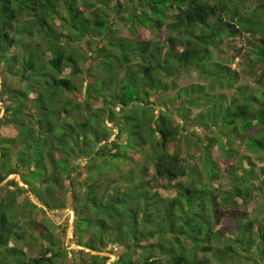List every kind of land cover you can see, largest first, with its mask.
Returning a JSON list of instances; mask_svg holds the SVG:
<instances>
[{
    "label": "trees",
    "instance_id": "obj_1",
    "mask_svg": "<svg viewBox=\"0 0 264 264\" xmlns=\"http://www.w3.org/2000/svg\"><path fill=\"white\" fill-rule=\"evenodd\" d=\"M125 1L126 11L116 0H79L88 12L92 6L97 7L99 13L92 19L76 7L75 0L65 1L64 14L57 10L55 0H0V64L4 77L18 76L25 82L22 91L6 87L1 92L5 96L1 98L0 127L11 123L17 128L13 138L0 136V264H55L56 259L65 256L66 249L50 234L53 223L44 211L65 208L66 179L70 180L68 187L74 202L73 240L77 246L88 248L80 254L77 264H106L109 258L99 253L106 247H111L107 252L112 251L114 246L116 258L110 264H208L211 257L221 264L251 261L245 251L253 243L238 237V233L242 236L252 223L243 222L245 212L238 214L237 208L260 198L263 202L258 211V242L253 248L255 264H264V167L256 171L248 160L249 167L243 168L240 176L232 175L235 169L230 168L234 185L225 192L215 191L209 183H179L175 197L161 196L153 189L160 180L171 183L188 172L186 158L175 143L181 129L172 124L167 113L155 116L149 97L173 89L170 82L173 84L180 73L189 69L210 79L211 86L216 83L229 87L235 82L237 74L233 69L217 61L209 63L207 58L209 48L217 47L223 35L232 37L239 32L231 23L236 7H228L230 0ZM56 16L66 23L68 34L51 28L50 22ZM259 17V12L254 11L240 20L254 31ZM23 25H29L28 29H21ZM119 25L129 37L142 31L164 34L161 40L153 41L152 53L147 51L149 41L131 44L118 38L114 55L124 68L123 76L118 79L109 74V79L98 82L90 76V88L83 99H68V95L80 93L73 81L83 75L80 63L86 55L79 53L83 44L89 49L84 48L90 52L88 55H93V65L104 59L102 65L108 72L114 69L108 62L111 56L103 55L108 42L101 45L102 37ZM71 29L79 37L70 34ZM261 30L263 36L254 48L255 59L250 61L253 69L264 66V28ZM22 44L30 49L21 48ZM112 46L113 42L108 47ZM21 49L27 52L15 51ZM44 52L50 58L43 59ZM142 54L148 62L139 63L140 69L135 71L129 66L130 59ZM64 67H69L68 74ZM161 76L167 79L162 81ZM109 87L110 93L105 95L103 91ZM182 93L184 105L176 104L177 115L187 123L191 107L203 109L196 114L211 119L208 128L217 127L224 134L227 141L219 140L218 144L226 153L242 136H246L250 150L264 151V85L256 95L247 87L237 89L236 96L227 103L219 95L217 103L215 96L203 92L202 86L195 83L179 88L168 101L175 103ZM193 94L197 96L195 101ZM92 95L103 103L102 110L85 113L82 106L94 99ZM184 106L188 108L183 112ZM27 109L32 112L20 122L18 118L28 114ZM105 120L116 128L111 140L112 127H107ZM249 131L253 133L247 134ZM211 140L199 155L202 173L216 180L219 173L210 155ZM100 143L103 144L98 146ZM136 150L143 153L139 167L120 169L133 163L129 152ZM85 157L81 193L73 187L81 166L72 160ZM109 171L116 172L117 178L108 183L104 180ZM9 175L15 177L6 179ZM29 192L40 207L28 197L17 204L18 197ZM227 205H232V210L226 209ZM221 218L233 223L235 241L220 242L222 234L214 228ZM217 241L221 245L212 249ZM244 241L248 245L244 246ZM29 242L37 244L38 257L31 255ZM199 252H209V256L198 259Z\"/></svg>",
    "mask_w": 264,
    "mask_h": 264
},
{
    "label": "rangeland",
    "instance_id": "obj_2",
    "mask_svg": "<svg viewBox=\"0 0 264 264\" xmlns=\"http://www.w3.org/2000/svg\"><path fill=\"white\" fill-rule=\"evenodd\" d=\"M66 0H55V5L57 10L60 12V14L65 13V2ZM77 5L76 7L78 9H82L84 15L88 16L89 18L94 19L95 15H98L99 11H97L96 6H92L91 11L88 12L85 10V7L83 6L82 2H79V0H75ZM86 1V0H84ZM214 1V0H213ZM116 2H119L121 5V9L126 11L128 4L126 3L125 0H116ZM111 3H114V0H111ZM228 7L235 6L236 7V16L233 18L232 22L238 29V33L235 36H226L223 35L222 39L217 43V47H210V54L208 55L209 57L207 58V61L209 63L211 62H219L223 63L225 65H228L231 69H233L236 74L237 78L235 82H231V85L229 87H225L224 85L220 84H213L211 86L210 79L206 78H201L198 75V72L195 69H189V71L182 72L179 74L177 79H175L171 83V86L174 88H170L165 91H158L154 96L149 97V101L152 102L153 104V109H154V115L157 116L160 112H165L169 115L171 118L172 124L174 126H177L179 129H181V134H177V139L175 143L179 146L181 156L186 158L185 165L187 166V172L188 174L184 177H180L172 181L171 183H167L166 180H160L157 182L154 186L153 189L159 193L161 196H169V197H175L178 193V185L179 183H192L193 185L199 186V185H205L209 183L215 191H220V192H225V191H230L233 188L234 182H233V177L231 176V173H229L230 168H234L235 171L232 172V175H237L240 176L243 172V168H248L249 167V161L252 163L254 170H258L260 167H264V151L256 153L255 151L250 150L251 146H246V136L243 137L242 139H237L235 140L232 145H230V150L228 153H226L221 146H219L218 141L222 140L226 142V137L222 132L219 131V129L216 127V129L212 126L208 128L210 125L209 121L211 119H202L198 114L203 111V109L198 108V107H191L190 108V118L187 123L183 122V118L177 115L176 112V104L181 106V104L184 105L183 98L185 96L184 93L181 95L177 96V99L175 103H171L168 101V98L171 96H174L179 88L182 87H187L189 84H195L197 83L198 85H201L203 88V92L208 93L210 96H215L216 102L219 103V95H222L223 100L225 103L228 102L232 97L236 96V90L241 89L242 87H247L248 89L251 90V93H254L255 95L258 94L259 88L264 85V66L253 69L250 66V61L255 59V53H254V48L258 44V39L263 36L262 34V28H264V0H230L228 2ZM93 9V11H92ZM254 11L259 12L260 17L257 19L256 18V26L253 29L254 31L250 30L249 27L251 25H246L245 23H241L240 19H243L245 17L250 16ZM95 12V13H94ZM94 13V14H93ZM221 18H226V15H222ZM22 19V18H19ZM227 20V18H226ZM18 21V20H17ZM91 21L89 20V26H91ZM50 22V21H49ZM51 28L55 29L57 31H61L64 34H68V28H66V23L63 22L62 19H60L58 16L54 19V21H51ZM115 25V24H114ZM29 25H23L21 29H28ZM86 28V27H85ZM69 33L74 34V36L77 35V31L75 29L69 30ZM163 32L161 31H149V32H140L133 37H129L126 34V31L119 26H115L112 28V31H109L107 34H105L102 38L104 39V42L102 43L101 46H104L107 42V46L105 49V56H111V58L108 59V62L110 61L114 65V69L108 72V70L102 65V62L105 61L104 59H98L96 60L95 65H93L94 59L92 56L88 55V48L85 47V44L82 45V48L80 50V54L86 55V59L83 60V62L80 63L81 68L84 70L83 75L79 76L78 78L74 79L73 83L78 88V91L80 92L79 94H76L77 96L70 94L68 95V99H73L74 97H78L79 99H83V96L88 92L90 86L87 84V80L90 78L93 80H96L97 82L101 79L106 80L110 78L109 74H112L115 78H121L124 74V68L122 69L119 66L118 59L119 57L115 56V49L117 48L116 46V40L118 38L125 39L131 44H135L137 41L140 40H146L149 41L151 44L148 46V53H152L154 51V43L153 41H158L159 39L161 40L163 37ZM103 35V34H101ZM79 37V36H78ZM41 39V37H40ZM43 44L44 40L42 39ZM62 42L67 43V39L65 37H61ZM113 42L112 47H108L111 43ZM119 43V42H118ZM120 44V43H119ZM70 45H74L71 43ZM116 47V48H115ZM21 48L25 50H29L30 48L28 47L27 44H22ZM120 52H122V48L118 47ZM121 48V49H120ZM10 52L14 51L13 47H11ZM17 52L22 53L24 50H15ZM88 51V52H87ZM126 52L128 51L126 47ZM27 51H24L22 54L26 53ZM21 54V55H22ZM90 54V52H89ZM137 56V55H136ZM135 58L130 59L129 66L133 70H138L140 69L139 63H147L148 59L144 54H142L141 57L137 56ZM115 57V58H114ZM50 58L48 52L43 53V59H48ZM63 71L65 74H68L69 72V67H64ZM6 73L3 70V66L0 64V116L3 113V102L2 99L5 96V93H1L4 88H9L12 90H23L25 87V82H22L18 76L17 77H12V76H6ZM162 81L166 80L167 78L164 76H161ZM4 81V82H3ZM172 81V79H171ZM107 89V88H106ZM109 90H104L103 93L105 95H108L110 93L111 87L108 88ZM31 97L32 94H29ZM194 98L193 100L195 101L197 99V96L193 94ZM94 98V96L92 95ZM85 99V98H84ZM78 100V99H77ZM221 100V99H220ZM29 103H26L28 105ZM75 105L72 103L71 106ZM103 103L100 100H96V97L91 101L89 100V103L87 105H83L82 107H85V113H89L95 110H102ZM186 111V106H184ZM168 108V109H167ZM217 109V108H216ZM32 109H27L28 114L20 116L18 119L21 122L23 119H28L29 114L32 112ZM24 111V112H27ZM99 115L102 114V112H98ZM209 116H211V109H208ZM205 114H207V110L205 111ZM104 124L107 127H112V133L109 138V140L115 138V129L114 124L112 122H107L105 120ZM207 124V126H206ZM185 127V129H184ZM16 126L11 125V123H3L0 127V136H7V137H15L16 135ZM194 129V130H193ZM193 131L196 134L190 135L191 132ZM247 133V132H246ZM252 132H248L247 134H252ZM187 134V135H186ZM200 137V138H199ZM124 137L121 139L123 140ZM213 139V145L211 146L210 149V155L212 160L214 161L217 169L219 176L216 178V180H210L206 176V174L202 173V163L200 159V152L202 151L204 144L208 142H212ZM250 141V140H249ZM252 142L254 143L255 140L253 139ZM103 143L98 144V146L102 145ZM258 148V147H257ZM129 155L132 157L133 160H131L133 163L132 164H127V165H122L120 169L122 170H127L130 167H133L135 170L136 168L139 167V165L142 163L141 160H143V153L141 151H130ZM57 156V153H56ZM248 156V158H246ZM87 157L83 159H74L72 160L75 164L79 163L81 168L77 170L80 175L77 177V180L75 181V185H73L74 189L76 191H84L81 187V182L83 177L85 176V173H83V168L82 166L84 165V161ZM116 172L114 171H109L108 174L105 175V180L108 181L112 180L113 178L116 177ZM152 174V170H148L147 176L150 177ZM75 175V174H73ZM15 177L14 175H9L6 179L8 178H13ZM198 178H200V182H198ZM5 179V180H6ZM16 179L19 181V176H16ZM192 179L196 180L195 182H192ZM4 180V181H5ZM70 180L66 179L64 180V185L63 187L67 189V191L63 194L66 199V206L65 208H56L55 210L49 211L48 209H45V215L50 218L52 221L53 225H50V234L58 239V242H60L61 246L66 249L65 256L62 258L56 259L55 264H76L78 263V260L80 258V254L82 252L88 251V248L77 246L76 243L73 240V221L75 216H73V206L74 202L72 200V190L69 189ZM112 184V182L110 181ZM22 183L19 182V186ZM257 184V182H256ZM108 186V184H106ZM72 187V188H73ZM261 192L264 194V188L261 189ZM80 193V192H79ZM28 197L29 200L32 202H35L38 207L41 205L36 201L35 196L33 193H24L21 194L18 199H17V204H21L24 199ZM238 202H241L239 200ZM263 201L261 200H252L251 202L246 201L245 203H241V205L237 208L238 214H241L242 212H245L243 222H251L252 225L250 226L249 230L244 232L242 236L238 237L246 239L245 241H248V243H253V246H250L249 250L245 251V255L248 258H251V261H248L246 259H241V260H236L233 262L227 261L225 264H255L254 260V245L257 244L258 239H257V224L259 220V215L258 211L262 210L260 205ZM226 209L232 210V205H227ZM235 209V208H234ZM243 210V211H242ZM223 211V210H222ZM22 222L19 223L21 225ZM235 228V227H234ZM214 230H220L222 236L220 238V242L222 243L223 241H235V234H233V223L227 222L225 219L221 218L219 223L215 225ZM223 237V238H222ZM249 240H248V239ZM244 241V246L248 245ZM29 251L32 256L38 257L39 256V249L36 247L37 244L35 242H29ZM221 244L217 241V243L212 244V249H214L216 246H220ZM109 248L111 247H106V250L103 252L99 253L100 256H106L109 258V260L106 262V264H110L111 261H113L116 258V253L114 250L117 248L114 246L112 247V251H109ZM75 251V254L73 253ZM94 253V252H93ZM86 254V253H85ZM209 256L208 253H198V259H203ZM210 262L208 264H221L219 261L216 260V258L211 257L209 258ZM75 261V262H74Z\"/></svg>",
    "mask_w": 264,
    "mask_h": 264
}]
</instances>
